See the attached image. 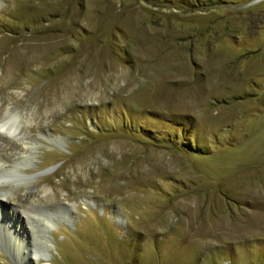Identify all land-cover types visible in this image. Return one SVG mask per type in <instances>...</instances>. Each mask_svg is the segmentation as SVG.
Segmentation results:
<instances>
[{
    "label": "rangeland",
    "instance_id": "374dc122",
    "mask_svg": "<svg viewBox=\"0 0 264 264\" xmlns=\"http://www.w3.org/2000/svg\"><path fill=\"white\" fill-rule=\"evenodd\" d=\"M8 114L0 264H264V0H0Z\"/></svg>",
    "mask_w": 264,
    "mask_h": 264
},
{
    "label": "bare ground",
    "instance_id": "6f19581e",
    "mask_svg": "<svg viewBox=\"0 0 264 264\" xmlns=\"http://www.w3.org/2000/svg\"><path fill=\"white\" fill-rule=\"evenodd\" d=\"M11 118H12V114H8L7 116H0V124L2 125V126H6L7 127V129H8V131L9 132H12V131H15V129H16V127H17V123H15V120L14 119H12L11 120ZM3 168V167H2ZM2 168L0 167V190H2V189H4V188H6L7 186H9V184L8 183H6L5 181H2L1 179H2V177H4V172L2 171ZM2 202V201H1ZM2 211V210H1ZM30 212H32V210H28L27 212H24V213H26V214H30ZM5 213V212H4ZM10 216V215H9ZM6 217H8V216H6ZM12 220V221H11ZM8 221V225L11 227V228H8L9 229V231H13L14 229H13V227H12V223L14 222V221H17L16 220V217L15 216H10V218H9V220H7ZM16 224H19V223H16ZM8 226V227H9Z\"/></svg>",
    "mask_w": 264,
    "mask_h": 264
},
{
    "label": "clouds",
    "instance_id": "9594fccd",
    "mask_svg": "<svg viewBox=\"0 0 264 264\" xmlns=\"http://www.w3.org/2000/svg\"><path fill=\"white\" fill-rule=\"evenodd\" d=\"M0 133L8 134V129L6 126H0Z\"/></svg>",
    "mask_w": 264,
    "mask_h": 264
},
{
    "label": "trees",
    "instance_id": "16d2710c",
    "mask_svg": "<svg viewBox=\"0 0 264 264\" xmlns=\"http://www.w3.org/2000/svg\"><path fill=\"white\" fill-rule=\"evenodd\" d=\"M186 146H191L192 148H194V146H195V143L194 142H188V144L186 145ZM186 148H188V147H186ZM195 150V149H194Z\"/></svg>",
    "mask_w": 264,
    "mask_h": 264
}]
</instances>
